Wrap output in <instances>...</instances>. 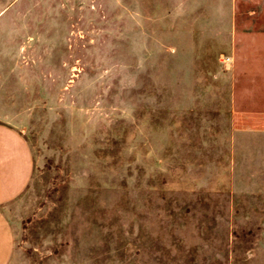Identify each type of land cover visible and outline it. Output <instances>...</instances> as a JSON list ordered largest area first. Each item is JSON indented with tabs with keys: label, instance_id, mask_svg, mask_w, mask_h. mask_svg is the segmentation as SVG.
Listing matches in <instances>:
<instances>
[{
	"label": "rangeland",
	"instance_id": "obj_1",
	"mask_svg": "<svg viewBox=\"0 0 264 264\" xmlns=\"http://www.w3.org/2000/svg\"><path fill=\"white\" fill-rule=\"evenodd\" d=\"M0 123L8 264H264V0H0Z\"/></svg>",
	"mask_w": 264,
	"mask_h": 264
},
{
	"label": "crops",
	"instance_id": "obj_2",
	"mask_svg": "<svg viewBox=\"0 0 264 264\" xmlns=\"http://www.w3.org/2000/svg\"><path fill=\"white\" fill-rule=\"evenodd\" d=\"M34 175L32 150L16 128L0 123V264H8L14 235L2 209L20 197Z\"/></svg>",
	"mask_w": 264,
	"mask_h": 264
}]
</instances>
